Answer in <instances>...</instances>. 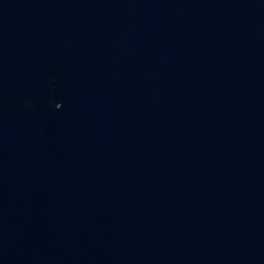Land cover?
I'll return each instance as SVG.
<instances>
[{"label": "water", "instance_id": "water-1", "mask_svg": "<svg viewBox=\"0 0 264 264\" xmlns=\"http://www.w3.org/2000/svg\"><path fill=\"white\" fill-rule=\"evenodd\" d=\"M0 264H264V0H0Z\"/></svg>", "mask_w": 264, "mask_h": 264}]
</instances>
